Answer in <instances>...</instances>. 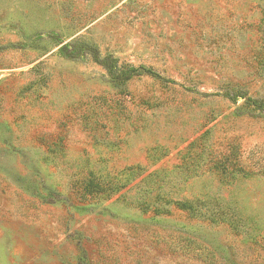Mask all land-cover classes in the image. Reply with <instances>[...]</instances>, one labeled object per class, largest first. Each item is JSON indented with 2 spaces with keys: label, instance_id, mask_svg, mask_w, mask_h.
Masks as SVG:
<instances>
[{
  "label": "rangeland",
  "instance_id": "1",
  "mask_svg": "<svg viewBox=\"0 0 264 264\" xmlns=\"http://www.w3.org/2000/svg\"><path fill=\"white\" fill-rule=\"evenodd\" d=\"M0 264H264V0H0Z\"/></svg>",
  "mask_w": 264,
  "mask_h": 264
},
{
  "label": "trees",
  "instance_id": "2",
  "mask_svg": "<svg viewBox=\"0 0 264 264\" xmlns=\"http://www.w3.org/2000/svg\"><path fill=\"white\" fill-rule=\"evenodd\" d=\"M96 61L105 67L111 81L118 84L122 82H126L135 76L142 75L144 72H147L152 75H159L157 72H154L153 70H150L148 68H141L135 65H131V66L121 65L119 64L118 60H116L113 56H109V55L103 58L97 55ZM138 167L141 168L140 166ZM184 206L186 207L185 203ZM193 211H196V209Z\"/></svg>",
  "mask_w": 264,
  "mask_h": 264
}]
</instances>
